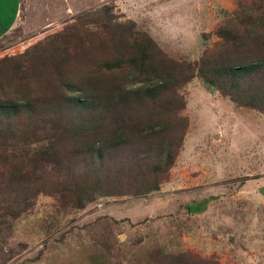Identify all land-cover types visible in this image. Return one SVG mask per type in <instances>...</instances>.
<instances>
[{
  "label": "rangeland",
  "instance_id": "rangeland-1",
  "mask_svg": "<svg viewBox=\"0 0 264 264\" xmlns=\"http://www.w3.org/2000/svg\"><path fill=\"white\" fill-rule=\"evenodd\" d=\"M19 3L25 21L0 40V54L22 52L53 31L75 25L81 47L71 50L76 61L62 70L68 76L73 71L86 74L93 68L91 62L101 66L117 57L123 64L129 62L131 47L124 44L131 45L138 37L143 47L149 37L159 47L155 56L174 62L182 76H194L182 89L164 91L167 97L161 96V108L134 104L127 111L144 124L143 130L131 124L133 139L142 141L156 131L150 128L156 122L172 128L163 133L174 148L182 138L168 174L156 179L159 192L136 196L143 189L142 173L129 174L127 165L118 163L123 173L115 171L119 187L132 190H125L130 193L125 198H96L82 210L63 211L55 197H39L18 221L5 216L0 226V264H142L155 251L184 264H264V113L240 107L218 91L209 93L196 75L204 52L218 42L217 27L242 7L260 6L264 11V0ZM89 18L96 23L88 24ZM113 36L122 44L116 46ZM47 135L51 136L50 130ZM163 153L161 158L152 154L140 168L162 163ZM144 175L151 179L148 171ZM206 198L203 212L187 211L189 203Z\"/></svg>",
  "mask_w": 264,
  "mask_h": 264
},
{
  "label": "trees",
  "instance_id": "trees-1",
  "mask_svg": "<svg viewBox=\"0 0 264 264\" xmlns=\"http://www.w3.org/2000/svg\"><path fill=\"white\" fill-rule=\"evenodd\" d=\"M87 23L96 22L89 18ZM117 28L125 29L120 24ZM53 32L22 52L0 54V226L5 216L18 221L42 196L55 197L63 211L69 207L82 210L96 198L129 196L131 188L119 187L115 171L123 173L118 163L127 165L124 169L129 174L142 173L143 189L136 196L159 192L156 179L168 174L182 141L174 148L163 133L172 128L160 122L151 125L156 131L142 141L133 139L131 124L140 130L144 124L127 111L134 104L161 108L163 92L175 86L177 91L182 89L193 74L182 76L174 62L155 56L159 47L149 37L144 47L138 37L131 45L124 44L131 47L129 62L123 64L119 57L101 66L91 62L93 68L86 74L73 71L68 76L62 70L76 61L71 50L81 47L79 28L66 26ZM215 35L218 42L204 52L196 75L209 93L218 91L240 107L264 113V11L260 6L242 7L217 27ZM112 41L122 44L116 36ZM163 152L162 163L140 168L152 154L161 158ZM146 171L151 179L145 177ZM208 202L206 198L189 203L187 211L201 213ZM170 258L155 251L141 263L184 264L180 258Z\"/></svg>",
  "mask_w": 264,
  "mask_h": 264
},
{
  "label": "crops",
  "instance_id": "crops-1",
  "mask_svg": "<svg viewBox=\"0 0 264 264\" xmlns=\"http://www.w3.org/2000/svg\"><path fill=\"white\" fill-rule=\"evenodd\" d=\"M19 1L0 0V40L25 21Z\"/></svg>",
  "mask_w": 264,
  "mask_h": 264
}]
</instances>
